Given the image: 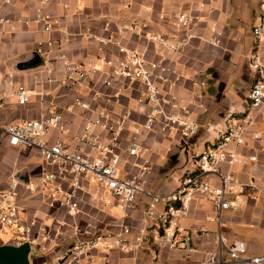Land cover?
I'll list each match as a JSON object with an SVG mask.
<instances>
[{"label":"crops","instance_id":"1","mask_svg":"<svg viewBox=\"0 0 264 264\" xmlns=\"http://www.w3.org/2000/svg\"><path fill=\"white\" fill-rule=\"evenodd\" d=\"M200 1L48 0L43 3L41 0H11L8 16L12 23L0 26V79L3 73L11 72L18 82L31 90V97L24 106L8 99L2 109L1 121L14 123L37 118L41 110L50 108L62 115L71 134L79 133L84 124L83 112L77 106L70 113L65 108L78 94L88 97L90 87H62L57 82L48 81L49 77L60 79L63 61L57 53H65L78 62L92 58L100 66L97 58L101 51L95 38L111 35L121 47L138 48L145 52L147 59H156L166 54L165 49L128 29L131 23L146 22L150 30L174 35L183 42L179 52L168 54L167 62L173 73L171 81L162 84V88L166 96H174L176 102L180 100L187 105L190 115L201 126L195 135L186 139L172 131L165 135L156 131L144 132L140 139L145 148L144 156L130 157L123 152L120 169L123 175H128L138 172L143 166L151 193L165 195L173 192L179 186L180 177L190 168V158L211 144L213 128L221 127L227 114L239 115L246 111L247 92L255 78V71L248 62L249 55L258 49L263 52L264 59V40L258 41L252 34L253 26L264 11L261 0H213L203 12H199L202 19L189 28H175L170 20L158 18L160 13L179 10L195 14ZM39 10L50 15L53 25L50 31H45L43 24L32 21ZM25 20L29 21L27 25L23 23ZM189 32L195 33L196 37L188 38ZM215 32L220 33L218 45L210 42ZM86 34L93 38L88 39ZM48 40L53 42L49 52ZM38 42H42L41 53L36 50ZM107 53L111 56L119 54L118 47L109 45ZM35 56L41 58L40 65L21 67L22 62ZM35 77L37 81H34ZM200 80L206 84H193ZM95 88L104 94L98 103L113 114H121L127 107L133 109L123 132L122 146H125L126 139L132 135L131 130L142 121L146 109L145 104L134 102L138 86L128 85L116 99L111 96L112 88L101 85ZM43 92H48V95L41 98ZM167 108L177 111L172 106ZM254 128L261 131L260 139L247 141L242 149L243 162L231 169L237 181L232 197L237 199L239 207L223 212L222 232L229 241L243 240L247 244L248 256H263L264 123L259 120ZM182 151L189 156L187 163L180 155ZM251 155L257 159L250 161ZM42 164L34 148L8 146L0 136V190L7 186L12 168H19L22 180L18 186V204L26 209L28 215L39 209L40 224L51 233L57 230L63 233L53 246L44 241L34 246L28 255L29 264H53L54 254L62 252L73 242L76 225L92 231H106L115 230L122 224H141L142 214L150 200L147 195L137 198L126 217L115 206H104L97 200H91L89 190L80 192V212L75 220L63 210L50 207L44 191L32 192L27 188V183L40 186ZM221 170L226 171L227 165L223 164ZM207 179L212 186L219 183L213 174L207 175ZM212 214L211 201L196 193L184 213L177 218L183 230L175 238L184 240L179 247L169 248L161 243L157 234L151 233L137 250H94L80 264H199L216 245L217 225L207 220ZM5 245H13L10 229L0 223V247ZM43 245L46 246L44 251L40 249Z\"/></svg>","mask_w":264,"mask_h":264},{"label":"built area","instance_id":"2","mask_svg":"<svg viewBox=\"0 0 264 264\" xmlns=\"http://www.w3.org/2000/svg\"><path fill=\"white\" fill-rule=\"evenodd\" d=\"M41 1L44 3L48 0ZM212 1L201 0L195 14L179 10L160 13L158 18L161 21L170 20L175 28H189L202 19L199 12H203ZM10 4L11 0H0V26L12 23L8 16ZM261 4L264 6V0H261ZM32 21L43 24L45 31L53 27L50 15L43 10H39ZM23 23L27 25L29 21ZM128 29L148 42L159 44L166 54L147 59L144 51L135 47L123 48L111 35L95 38L101 51L97 60L102 66L95 64L92 58L78 62L65 53H57L63 61L60 79L49 77L48 81L57 82L62 87L89 86L91 91L88 97L76 95L65 108L70 113L77 106L84 114V124L77 134H71L62 115L50 108L41 110L37 118L2 122L4 103L12 99L18 106H24L30 100L31 90L18 82L11 72L3 73L0 79V136L8 146H29L38 152L43 161L40 186L27 183V188L32 192L38 189L44 191L50 207L63 210L75 220L80 212V192L89 190L91 200H97L104 206H115L126 217L140 195L150 198L139 226L122 224L115 230L92 231L76 225L73 242L62 252L54 254L53 264H80L94 250L134 251L144 244L151 233L157 234L162 244L177 248L184 242L175 238L183 230L177 218L184 213L196 193L211 201L213 214L207 220L217 225L216 245L199 264H263L264 256H248L247 244L243 240L229 241L222 232L223 212L239 207L237 199L232 197L237 181L231 169L243 162L242 149L247 141H256L261 137V131L254 127L259 120L264 123L263 52L256 49L248 57L255 78L247 92L246 111L239 115L227 114L222 126L213 128L211 144L191 158V167L180 177L176 190L165 195L153 194L147 188L145 167H140L136 173L123 175L120 169L122 153L126 152L130 157L144 156L145 148L140 143L144 132L156 131L165 135L172 131L186 139L195 135L201 125L192 118L187 105L180 100L176 102L174 96H166L162 88V84L171 81L170 75L173 73L167 62L168 54L179 52L183 42L174 35L150 30L146 22L131 23ZM252 34L256 40H264V11L253 26ZM219 35V32H215L210 42L218 45ZM187 36L194 38L196 34L189 32ZM86 37L93 38L91 34H86ZM47 45L49 52L53 47L52 40H48ZM109 45L118 47L119 54H105ZM36 50L38 53L43 51L42 42L37 43ZM34 81H37L36 77ZM131 84L138 86L134 102L145 104L146 109L142 121L135 124L132 135L122 146L125 122L130 120L133 109L127 107L121 114H113L98 103L97 100L103 98L104 94L95 86L112 88L111 96L116 99ZM193 84L206 83L200 80ZM47 95L48 92L40 94L41 98ZM167 106L175 107L177 111H170ZM249 159L255 161L257 157L251 155ZM223 164L227 165L226 171L221 170ZM19 173V168H12L7 186L0 190V223L10 229L14 246L27 243L29 252H33L34 246H39L43 241L53 246L63 233L60 230L51 233L40 224L39 209L28 215L26 209L18 204ZM210 174L216 177L219 185L212 186L207 179ZM45 248V245L40 247L43 251Z\"/></svg>","mask_w":264,"mask_h":264},{"label":"water","instance_id":"3","mask_svg":"<svg viewBox=\"0 0 264 264\" xmlns=\"http://www.w3.org/2000/svg\"><path fill=\"white\" fill-rule=\"evenodd\" d=\"M42 63L39 56L22 62L20 65L23 69L33 68ZM19 179L22 180L21 172L18 175ZM30 247L27 243L20 246L5 245L0 247V264H29L28 255Z\"/></svg>","mask_w":264,"mask_h":264},{"label":"rangeland","instance_id":"4","mask_svg":"<svg viewBox=\"0 0 264 264\" xmlns=\"http://www.w3.org/2000/svg\"><path fill=\"white\" fill-rule=\"evenodd\" d=\"M100 66H102V63H101V65ZM125 124H126V122H125ZM180 155H183V157H182V159H183V162L184 163H187V159L189 158V156H187L186 155V153L184 154V152L182 151V152H180ZM190 155H191V153H190ZM191 157V156H190ZM191 159V158H190ZM168 162V161H167ZM166 162V163H167ZM190 167H191V165H190ZM175 175V174H174ZM175 176H177V175H175ZM217 185H219V183L217 184ZM117 212H114V214H116ZM121 217V216H120ZM223 228H224V224H223ZM224 232V231H223ZM225 233V232H224ZM264 250V249H263ZM263 254H264V252H263ZM264 256V255H263ZM264 264V263H263Z\"/></svg>","mask_w":264,"mask_h":264}]
</instances>
